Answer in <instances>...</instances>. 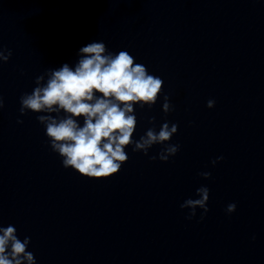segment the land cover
<instances>
[{
  "label": "clouds",
  "instance_id": "1",
  "mask_svg": "<svg viewBox=\"0 0 264 264\" xmlns=\"http://www.w3.org/2000/svg\"><path fill=\"white\" fill-rule=\"evenodd\" d=\"M78 55L74 67L64 63L46 70L35 78L33 91L20 97L21 115L28 111L47 114L38 115L37 120L45 128L52 151L61 157L62 166L86 178L109 179L128 161L126 148L130 146L147 156L154 145H165L158 155L149 157L151 160L167 162L175 156L180 145L168 143L178 131L175 123L164 122L158 132L152 127L139 140L133 138L138 125L134 107L152 108L163 92V79L150 74L144 64L136 63L128 51L112 53L103 42L88 43ZM11 56L10 49L0 47V64ZM214 106L215 101L210 99L207 107ZM162 110L165 114L174 111L167 95ZM149 123L154 124L155 117ZM222 159L217 157L212 164ZM199 175L211 177L210 172ZM209 192L208 187L201 186L196 189L199 198H188L180 205L190 210L188 219L196 216L197 208L203 210V219L209 211ZM235 210V203L226 208L228 214ZM29 244L30 237L18 238L13 225L0 226V264H36L34 254L28 251Z\"/></svg>",
  "mask_w": 264,
  "mask_h": 264
}]
</instances>
